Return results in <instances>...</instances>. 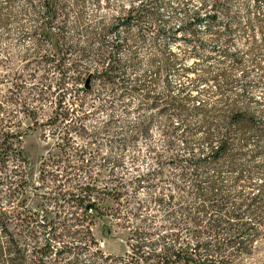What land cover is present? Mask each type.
Here are the masks:
<instances>
[{"label": "rangeland", "instance_id": "1", "mask_svg": "<svg viewBox=\"0 0 264 264\" xmlns=\"http://www.w3.org/2000/svg\"><path fill=\"white\" fill-rule=\"evenodd\" d=\"M39 1L18 0L13 7H6V1L2 0L3 13L9 12L12 22L7 27L0 26V56L11 58L0 63V130L18 133L21 140L27 157L22 168L24 184L32 210L42 214L43 208L54 213L56 204H63L65 212L62 211L58 218L67 221L66 215L74 208L65 203L64 191L76 183L74 178L86 180L88 174H93L97 177L95 194L106 200L103 217L93 226L98 245L110 254V264L135 262L139 256L135 255L133 246L138 240H145L147 246L143 248L149 250L150 241L169 234L175 222L184 224L186 221L182 203L159 199L173 192L174 181L180 179L182 170H190L184 165L185 158L181 157V154L189 155L182 141L188 140L195 148L204 144L202 133H197V128L203 127L202 116L197 114L195 106L200 101L223 105L226 99L239 97L249 102L255 111L264 110V1L259 6L256 0H228V12L219 13L215 21L199 23L195 39L189 33L187 37L179 33L178 38L170 40L153 29L143 34L136 23L128 28L121 27L118 34L110 32V52L113 44L129 36L118 52L125 83L116 86L115 92L110 90V99L102 95L99 100L98 91L79 92L86 100L84 110L92 112L83 121L88 132L79 133L65 132L66 124L55 118L56 109H60L58 100L63 98L65 106L71 108V98L76 92L46 85L55 84L59 75L49 72L52 64L46 57L49 43L34 33L37 29L35 4ZM142 1L147 3V0H109L97 5L95 0H79V4L64 0L70 12L68 32L83 45L86 27L102 16L110 20L111 25ZM202 1H160L161 17L156 25L177 30L185 14L192 16L197 9L204 15L212 12V0H207L206 5H202ZM79 13L83 21L75 23ZM143 23L149 24V18H144ZM169 50L176 52L179 61L174 68L157 74ZM188 67L193 70H187ZM222 71L229 74L232 82L219 93L213 78ZM198 76L204 80L199 82L195 79ZM189 93L193 96L188 97ZM172 98L184 103L187 110L180 112L172 108ZM154 100L157 105L153 104ZM62 110L64 108L59 112ZM141 123L149 126L148 133H140ZM170 123L179 126L174 133L166 134L164 130ZM170 136L175 139L171 149L167 145ZM80 158L85 160L84 168H70L78 164ZM14 163L11 159L4 175L11 176ZM255 168L257 172L251 183H233V173L225 177V191L242 203L243 210L249 207L254 194L261 193L260 187L255 185L259 184L256 180L264 177V167ZM213 174L214 171H210V175ZM161 177L165 181H160ZM184 185V204L194 208L199 201L193 194L190 179ZM7 189V184H3L1 195ZM263 219L264 216L245 217V220H252L251 233L258 232L257 241L248 251H238L233 264H264V227L259 226ZM129 222L131 227L142 232L141 239L133 238L124 228ZM150 231L152 233L148 234Z\"/></svg>", "mask_w": 264, "mask_h": 264}, {"label": "trees", "instance_id": "2", "mask_svg": "<svg viewBox=\"0 0 264 264\" xmlns=\"http://www.w3.org/2000/svg\"><path fill=\"white\" fill-rule=\"evenodd\" d=\"M5 1L6 7H13L18 0ZM108 1L95 0L97 5ZM160 1L163 0H147L148 5L142 1L139 5L132 6L125 16L116 18L111 25L110 20L102 16L85 28L86 40L83 45L76 42L68 32L71 27L70 12L64 0H40L35 4L37 29L34 33L49 43L50 48L46 53V57L52 62L49 72L59 75L55 84L51 82L46 85L76 92L71 98V108L65 106L63 98L58 100L60 109H56L55 118L66 124L65 132H88L83 121L92 112L84 110L86 100L79 92L98 91L99 100L102 95H108L110 99V90L115 92L116 86L125 83L122 78L123 62L118 52L129 36L126 35L123 40L113 44L110 52V32L118 34L121 27L128 28L136 23L143 34L153 29L158 35L169 37L170 40L178 38L179 33L185 37L189 33L195 39V29L199 23L204 20L215 21L219 13L228 12V0H212V12L204 15L197 9L192 16L185 14L183 24L179 29L173 30L167 29L163 24L156 25L161 17L158 6ZM263 1L256 0V3L260 6ZM206 2L207 0H203L202 5H206ZM73 3L79 4V0H73ZM3 8L0 0V26L7 27L11 24L12 17L9 12L3 13ZM144 18H149L150 23L144 24ZM82 21V14H77L75 23ZM249 23L252 21L249 20ZM168 52L169 55L164 57L161 66L157 68V74L174 68L179 61L175 51ZM10 59L8 55H5V59L0 56V63ZM152 59L154 62L155 58ZM187 70L193 68L188 67ZM195 79L199 82L204 80L199 76ZM213 79L219 93H223L232 82L226 71L220 72ZM167 85L171 87L169 80ZM149 95L146 94V97L149 98ZM192 96V93L188 94V97ZM157 103L156 100L153 101L154 105ZM224 103L219 105L218 102L200 101L195 106L197 114L202 116L203 127L197 128V133H202L204 144L195 148L188 140L182 141L189 150V155L181 154V157L185 158L184 165L190 170H182L180 179L174 181L176 188L173 192L163 194L159 199L169 200L172 204L182 203L187 214L186 221L184 224L175 222L169 234L164 233L157 241H150L149 250L143 248L147 246L145 240H138L141 239L142 232L131 227V222L124 225L133 234V238L137 236L138 240L133 250L139 259H135V262L132 260L129 264H233L238 251H248L257 241L258 232L251 233L252 220H245V217L256 219L264 216V177L256 180L259 184L255 186L260 187L261 193L251 197L246 210H243L242 203L225 191V177L228 173H233V183H251L257 172L255 167H264V110L255 111L249 102L239 97L226 99ZM170 104L180 112L187 110L186 105L176 98H172ZM61 108L64 110L59 112ZM78 110L81 114L76 115ZM38 123L36 120L35 124ZM182 123L185 124V121ZM177 125L170 123L164 132L174 133ZM148 130L147 124L139 125L140 133H148ZM252 142L253 147L249 148ZM174 143L175 139L170 136L168 148L171 149ZM11 159L15 161L11 168L12 174L4 175ZM26 160L18 133L0 130V264H110V254L105 253L98 245L93 228L101 221L106 202L95 194L98 190L97 177L88 174L86 180L74 178L76 183L63 193L65 203L74 209L66 215L67 221L61 220L58 216L62 211L65 212V209L62 210V207L65 208L63 204L57 203L54 213L41 208V214L29 207L22 169ZM84 162L80 158L78 164L71 165L70 168L82 170ZM158 165L161 166L160 163ZM212 170L214 174L210 175ZM188 179L192 184L193 194L199 201V205L194 208L186 207L183 201L184 183ZM160 181H165L164 177ZM3 184H7L8 189L1 195ZM38 206L41 207V204ZM259 226L264 227V219ZM255 227L257 229V225ZM147 233L151 234L152 231ZM167 238L170 240L166 241ZM158 244L162 247H157ZM94 245L98 246L91 250Z\"/></svg>", "mask_w": 264, "mask_h": 264}, {"label": "water", "instance_id": "3", "mask_svg": "<svg viewBox=\"0 0 264 264\" xmlns=\"http://www.w3.org/2000/svg\"><path fill=\"white\" fill-rule=\"evenodd\" d=\"M87 86H88V82H87Z\"/></svg>", "mask_w": 264, "mask_h": 264}]
</instances>
